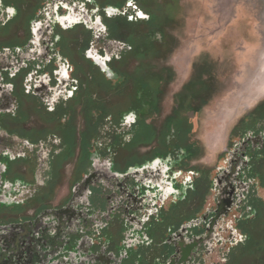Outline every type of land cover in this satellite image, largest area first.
Wrapping results in <instances>:
<instances>
[{"label":"flooded vegetation","instance_id":"af4514ba","mask_svg":"<svg viewBox=\"0 0 264 264\" xmlns=\"http://www.w3.org/2000/svg\"><path fill=\"white\" fill-rule=\"evenodd\" d=\"M90 1L63 0L59 5L52 0H0L1 38L15 22L21 24L22 33L0 41V87L8 88L12 101L6 111L2 107L7 104L2 106L0 101V264H205L206 237L233 207L239 213L233 227L235 239L222 261L213 264H264V201L256 190V185L264 189L263 109L256 110L261 116L255 122L236 127L250 124L252 133L229 152V171L216 182V208L205 212L213 186L203 178L195 179L176 201L158 204L172 197L169 189L174 185L135 177L138 166L151 157L143 160L136 152L120 153L135 140L145 118L125 126L124 106L114 101L121 97H113L126 88L117 66L132 46L111 37L106 18L121 16L130 23H142L134 15L139 4L133 1L128 6L126 0L120 14L108 17L100 5V35L89 21L70 27L72 23H65L61 15H53L43 28L46 14L59 13L66 4L78 3L85 10ZM79 26L89 36L82 34L79 44L64 50L63 38ZM106 43L118 52L109 56L102 47ZM3 58L13 64H5ZM86 62L112 90L104 97L99 91L101 97L92 100L83 97L80 131L75 104L86 89L85 76L92 79ZM110 76H120L121 81L112 83ZM129 90L133 93V88ZM54 92H58L57 100L50 103ZM153 92L137 90L134 104L129 105L132 96L127 98V110L138 113L145 105L152 108ZM31 117L40 126L29 125ZM175 126L172 116L163 129L161 149L149 156L172 157L184 150L188 157L192 155L185 145L187 130ZM77 149L72 189L68 198L54 204L58 166ZM130 169H135L134 177L127 176L132 174Z\"/></svg>","mask_w":264,"mask_h":264},{"label":"rangeland","instance_id":"374dc122","mask_svg":"<svg viewBox=\"0 0 264 264\" xmlns=\"http://www.w3.org/2000/svg\"><path fill=\"white\" fill-rule=\"evenodd\" d=\"M61 1L52 0L59 5ZM103 1L106 0H91L85 10L78 3L62 5L59 13L46 14L47 22L43 28L51 22L53 15L55 18L61 15L66 18L65 23H72L70 27L89 21V27L100 35L102 32L98 22L101 21L99 12ZM127 1L128 6L133 1L137 2ZM107 2L112 3L104 6L103 12L107 17L120 14V8L114 5L122 0ZM141 3L134 15L144 20L142 23H156L162 31L149 33L151 46L142 50L138 46L130 51L117 68L123 75L137 72L149 74L148 88L154 91L155 102L152 108L145 105L144 111L135 113L127 110V98L134 95L129 90L131 86L113 96L121 97L114 101L120 107L124 106L125 126L129 127L140 118H145L135 140L120 155L128 156L136 152L143 160L151 157L138 166L139 174L135 177L167 180L174 185V190L169 189L172 197L159 200L158 204L162 201L168 205L172 200L176 201L195 179L208 180L213 188L209 190L204 209L205 212L211 211L216 208V182L230 168L229 152H234L241 145L244 135L252 133L249 131L252 129L250 124L236 130L237 125L255 122L261 116L256 110L264 104V0H141ZM19 26L21 24L18 22L9 25L2 38L0 36V41H9L13 34L21 35ZM82 36L80 31L70 34L66 40L67 46L71 48L75 40L81 42ZM102 47L109 56L118 52L111 43ZM97 53L95 50L94 54ZM4 61L5 64H13L12 61ZM109 80L116 83L121 78L110 76ZM57 93L52 94L50 103H55ZM7 94H10L8 88L1 86L2 106L12 103ZM92 97L101 96L98 93ZM10 108L11 105L7 104L2 110ZM75 111L80 113L81 102L75 104ZM172 116L181 121L182 128L187 130L185 145L191 148L192 155L188 157L184 150L176 151L172 157H161L159 154L149 156L161 149L159 142L164 136L163 129ZM35 119L31 117L29 125L40 126ZM75 123L82 131L84 118L80 114L76 116ZM131 138L132 135L127 136L126 141ZM78 154L77 149L58 166L59 179L51 198L54 204L63 202L69 196L76 177ZM134 171L130 169L128 173L132 174L127 176L134 177ZM256 182L259 183V180L256 179ZM256 190L264 201V189L256 185ZM238 217L239 213L233 207L226 217L216 223L212 234L206 237L208 251L204 256L205 264L222 261L231 241L235 239L233 227Z\"/></svg>","mask_w":264,"mask_h":264},{"label":"trees","instance_id":"16d2710c","mask_svg":"<svg viewBox=\"0 0 264 264\" xmlns=\"http://www.w3.org/2000/svg\"><path fill=\"white\" fill-rule=\"evenodd\" d=\"M126 0H122V2L118 5H114L117 7H122L124 5V2ZM137 3L140 5L141 0H136ZM110 2L103 1L102 2V7L105 5L109 4ZM109 5H112L110 3ZM106 23L110 32L111 37L120 39L127 44L132 46V50H136L137 47L139 46L140 49H144L146 46L150 47L151 43L149 41V33H153L155 31H162L161 27H158L156 23H130L125 17L117 16L115 18H106ZM77 31H80L86 38L89 36V32L84 29V27L79 26L77 27V30L72 31V33H75ZM69 33L66 35V38L64 37L61 46L63 47L64 50L68 51L69 47L67 46V37L72 34ZM75 43H78L77 40H75ZM146 47V48H147ZM86 48L85 46L83 49ZM140 50V51H141ZM82 59V58H81ZM87 63V62H86ZM89 69L92 71V79L88 81V75L85 76V86L86 89L83 91V93L79 94L77 96V103L81 102L83 97H86L89 100H92L93 94H98L100 91L101 93H105V95H110V91L112 90V87L110 83L101 75L98 73V70H96L93 66H91L90 63H87ZM97 71V73H96ZM118 71V68H117ZM121 73V71H120ZM97 74V75H96ZM123 76L125 79L124 81V87H129L133 88V94L136 93L137 90H149L148 88V80L150 78V75L147 73H141L137 72L132 75H126V74H120ZM97 85L100 89H97ZM102 86V87H101ZM103 91V92H102ZM99 93V94H101ZM154 93V92H153ZM132 101L129 103V105L134 104V98L135 96H132ZM91 103H94L91 101ZM263 109V114H264V104L261 105L257 110H262ZM174 122L176 123L175 127H178L179 129L182 128V123L181 121H177L176 118H174ZM95 130H93V133ZM208 188H206L205 193L207 192Z\"/></svg>","mask_w":264,"mask_h":264}]
</instances>
